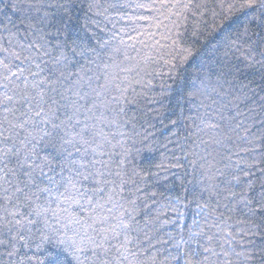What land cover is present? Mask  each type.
<instances>
[{
    "label": "snow or ice",
    "instance_id": "6c2138e0",
    "mask_svg": "<svg viewBox=\"0 0 264 264\" xmlns=\"http://www.w3.org/2000/svg\"><path fill=\"white\" fill-rule=\"evenodd\" d=\"M0 264H264V0H0Z\"/></svg>",
    "mask_w": 264,
    "mask_h": 264
},
{
    "label": "trees",
    "instance_id": "16d2710c",
    "mask_svg": "<svg viewBox=\"0 0 264 264\" xmlns=\"http://www.w3.org/2000/svg\"><path fill=\"white\" fill-rule=\"evenodd\" d=\"M193 71H195V63L191 62L188 67V73L190 74ZM184 75L185 72L182 70L180 76H178L176 80L169 81V84L172 85L173 94L171 97H168L166 99L165 103H168L170 107L176 109L177 115L180 114V109H183L184 118L186 119L187 116L195 115V109L190 103H185L183 98L180 96V90L185 87L184 81L182 79ZM185 131L186 129H184L183 127L179 129L181 137H183ZM149 155L154 156V155H158V153H152V154L144 153L141 155L138 162L143 163ZM186 222H190V221H186Z\"/></svg>",
    "mask_w": 264,
    "mask_h": 264
}]
</instances>
